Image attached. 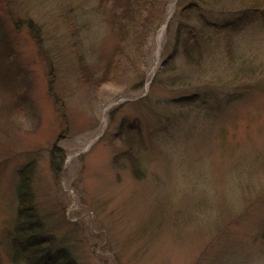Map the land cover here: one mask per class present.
<instances>
[{
    "label": "rangeland",
    "instance_id": "rangeland-1",
    "mask_svg": "<svg viewBox=\"0 0 264 264\" xmlns=\"http://www.w3.org/2000/svg\"><path fill=\"white\" fill-rule=\"evenodd\" d=\"M192 1L0 0V264L30 164L79 264H264V23Z\"/></svg>",
    "mask_w": 264,
    "mask_h": 264
},
{
    "label": "trees",
    "instance_id": "trees-1",
    "mask_svg": "<svg viewBox=\"0 0 264 264\" xmlns=\"http://www.w3.org/2000/svg\"><path fill=\"white\" fill-rule=\"evenodd\" d=\"M146 2L151 3V0ZM189 4L191 11L204 9L212 19L215 28H223L235 36L236 33L247 31L258 23H264V0H193ZM199 16L200 19L204 18V15ZM198 40V38L196 41L185 40L187 44L184 52L188 60H193L197 52L200 53L202 46L197 42ZM133 164L136 163L133 161ZM19 171L17 188L19 206L10 243L14 262L18 264H79L78 257L72 253L71 249L57 244V238L51 232L50 224L47 223L48 217L40 212V205L36 202L33 190L34 165H26ZM143 174L142 168L136 167L135 175L142 178Z\"/></svg>",
    "mask_w": 264,
    "mask_h": 264
}]
</instances>
